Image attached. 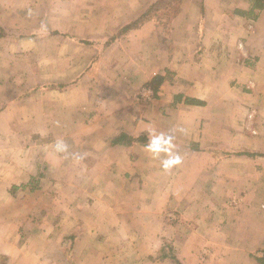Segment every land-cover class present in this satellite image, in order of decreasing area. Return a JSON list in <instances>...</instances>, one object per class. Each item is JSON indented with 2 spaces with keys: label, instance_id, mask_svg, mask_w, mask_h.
I'll use <instances>...</instances> for the list:
<instances>
[{
  "label": "crops",
  "instance_id": "crops-1",
  "mask_svg": "<svg viewBox=\"0 0 264 264\" xmlns=\"http://www.w3.org/2000/svg\"><path fill=\"white\" fill-rule=\"evenodd\" d=\"M157 1L0 0V264H264V0Z\"/></svg>",
  "mask_w": 264,
  "mask_h": 264
},
{
  "label": "trees",
  "instance_id": "trees-1",
  "mask_svg": "<svg viewBox=\"0 0 264 264\" xmlns=\"http://www.w3.org/2000/svg\"><path fill=\"white\" fill-rule=\"evenodd\" d=\"M174 1L175 0H159V1H157L155 4H153L150 7V9H147L146 13L143 14L141 19L137 20L134 24H131V25L125 27L122 32L125 33L129 29L139 27V24H142L145 21H147L148 19H150L152 12L155 13L159 10H162L165 7L171 6V5H173ZM123 33L119 34V36H121ZM186 101L191 102V100H189V99H186ZM137 141H139L140 143L146 144L148 142V139L146 138L145 135H141L139 138H132V137H129L128 135H125V134H122V135L118 136L117 139H115V143L127 144V145H130L131 143L137 142Z\"/></svg>",
  "mask_w": 264,
  "mask_h": 264
},
{
  "label": "rangeland",
  "instance_id": "rangeland-1",
  "mask_svg": "<svg viewBox=\"0 0 264 264\" xmlns=\"http://www.w3.org/2000/svg\"><path fill=\"white\" fill-rule=\"evenodd\" d=\"M63 7V5H61V6H59L58 8H62ZM58 8H56L55 10H58ZM163 16V14L162 13H159L155 18L157 19V25H159L161 28L163 27V22H162V20L163 19H165L164 17H162ZM162 17V18H161ZM159 20H160V22H159ZM166 30V29H165Z\"/></svg>",
  "mask_w": 264,
  "mask_h": 264
}]
</instances>
